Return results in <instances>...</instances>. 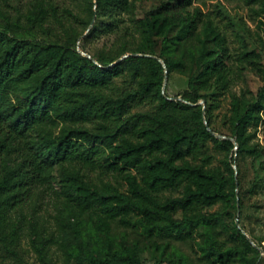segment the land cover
Segmentation results:
<instances>
[{
  "label": "trees",
  "instance_id": "obj_1",
  "mask_svg": "<svg viewBox=\"0 0 264 264\" xmlns=\"http://www.w3.org/2000/svg\"><path fill=\"white\" fill-rule=\"evenodd\" d=\"M169 1L142 17H136V0H83L84 15L56 0H27L14 13L0 6V251L19 257L24 206L35 212L57 171L62 264H142L141 240L122 235L117 241L111 233L115 219L144 238L189 239L203 264H258L260 251L243 231L263 249L264 236L224 216L243 206L232 166L238 160L229 158L236 147L231 138L237 156L264 152L252 141L264 122V86L230 94L231 133L215 136L209 109L203 114L197 102L210 87L228 91L225 36L199 6L187 9L192 0ZM245 1L258 3L264 16V0ZM99 17L105 19L100 29L94 25L81 41L94 61L79 52L77 41ZM124 21L128 46L115 56L90 52L89 37ZM175 26L179 31L170 36ZM156 38L167 76L185 73L184 65L195 59L202 64L182 92L189 102L163 91L165 67L157 58L129 55L111 64L126 52L154 54ZM121 75L131 84L114 93L110 85ZM140 104L151 109L132 111ZM208 141L225 151L222 165H212ZM110 172L122 176L126 189L103 180ZM164 190L180 192L160 195ZM216 204L218 209L205 210ZM30 228L40 262L58 264L48 254L44 229L36 222ZM161 262L190 264L174 252Z\"/></svg>",
  "mask_w": 264,
  "mask_h": 264
},
{
  "label": "rangeland",
  "instance_id": "obj_2",
  "mask_svg": "<svg viewBox=\"0 0 264 264\" xmlns=\"http://www.w3.org/2000/svg\"><path fill=\"white\" fill-rule=\"evenodd\" d=\"M60 6H68L73 11L84 15L82 10L83 0H56ZM169 0H136V17H142L145 12L151 13L161 7L162 2ZM184 0H170L171 5H178ZM27 0H0V6L8 8L11 12H15V8L24 9ZM95 6V5H94ZM199 6L205 16H209L213 20V24L224 34L225 45L227 48L225 61L228 68L229 88L227 92L221 93L215 86L203 91L206 93V99H200L197 104L202 106L203 114L209 109V118L212 127L218 137H225L230 134L229 116L230 111V94H240L244 89H250L253 92L264 86V16L261 6L258 3H248L245 0H192L187 6L189 11ZM93 24H90L77 41V49L85 55V51L81 48V41L87 37L89 30L95 25L100 29L104 18H93ZM92 23V22H91ZM57 26V24H55ZM128 25V21H124L119 28L106 33H99L86 40V45L90 52H110L111 56H115L124 46H128L130 40L124 28ZM82 29V25H79ZM179 26H175L169 32L170 36L177 35ZM195 41V40H194ZM161 38H156L153 44L154 54L140 53L142 55H150L159 60L161 50ZM249 51V56L244 57L242 54ZM89 54V53H88ZM132 54L126 52L116 58L111 64L124 56ZM91 55V54H90ZM129 56V55H128ZM162 59V58H161ZM160 61V60H159ZM161 62V61H160ZM186 72L180 73L172 71L167 76L164 92L170 99L178 97L179 100L189 102L183 97V90L187 87V81L191 75H196L202 68L199 59L190 61L184 65ZM167 70V69H166ZM126 72V71H125ZM129 79L125 75L117 76L111 83V91L117 92L129 87ZM150 104L135 105V110H150ZM206 118L204 117V120ZM253 129V128H252ZM254 130V129H253ZM252 141H258L264 145V122L257 127L256 134ZM207 150L212 155V165H222V160L226 157V153L219 147H216L212 141H208ZM236 150V147L233 151ZM229 154L238 160L233 162L232 166L235 175L240 183V190L243 191V206L237 210L229 208L230 214H226L224 218L229 223L236 219H240V226L244 224L249 230H253L258 235L264 236V152L259 157L249 155L237 156L235 152ZM104 181L116 184L120 189H126L125 180L122 176L113 175L111 172L102 176ZM99 182V181H98ZM252 187L251 192H247ZM61 186L57 171L52 185L48 186L42 196L36 201L35 214L32 205L26 204L24 212L26 218L20 243L18 246L19 257L4 251H0V264H42L38 259L36 250L31 243L30 225L34 222L38 227L43 228L44 237L47 239V248L49 256L58 264L64 262L62 250L58 244L60 238L61 226L57 207L59 200H56L58 193L60 199ZM238 191V189H236ZM180 191L164 190L160 193L162 196L178 195ZM219 205L206 207L207 211H214ZM179 215V213H178ZM12 220L18 217L17 213H12ZM86 218L87 214H82ZM111 233L119 241L122 235L126 240L131 241L134 238L141 240L144 246L140 252L142 264H167L161 262L164 256H168L172 252L177 255L182 254L188 259L190 264H203L199 256L197 247L187 238H178L175 235L143 237L140 232L131 227L124 226L118 220L111 221ZM260 251V250H259ZM261 256L258 264H264V253L260 251Z\"/></svg>",
  "mask_w": 264,
  "mask_h": 264
},
{
  "label": "water",
  "instance_id": "obj_3",
  "mask_svg": "<svg viewBox=\"0 0 264 264\" xmlns=\"http://www.w3.org/2000/svg\"><path fill=\"white\" fill-rule=\"evenodd\" d=\"M91 24H93V21H92V23ZM85 55H87L88 57H90V58H92L94 61H96L95 60V58H93L90 54H88V53H85ZM128 55H130V54H128ZM128 55H124V56H122V57H120L116 62H118V61H120V60H122L123 58H125V57H127ZM131 55H142V54H140V53H132ZM160 61H161V63H162V65L165 67V78H164V81H163V87H162V89H163V91H164V89H165V86H166V81H167V68H166V65H165V63H164V61H163V59H161V58H158ZM173 99H178V97H172ZM214 133V135L215 136H217L218 137V134L217 133H215V132H213ZM232 140H233V142L235 143V145H236V148H237V140L235 139V138H231ZM236 224L238 225V227H241L240 226V221H239V218L237 217L236 218ZM246 235H247V237H248V239L250 240V242L254 245V246H256L262 253H264V249L262 248V247H260V246H257V244L255 243V241L245 232V231H243Z\"/></svg>",
  "mask_w": 264,
  "mask_h": 264
}]
</instances>
